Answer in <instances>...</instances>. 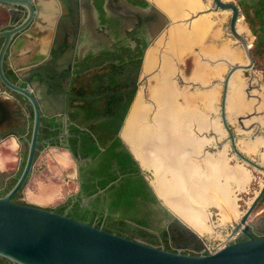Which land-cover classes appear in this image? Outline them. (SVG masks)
Listing matches in <instances>:
<instances>
[{
  "label": "flooded vegetation",
  "instance_id": "af4514ba",
  "mask_svg": "<svg viewBox=\"0 0 264 264\" xmlns=\"http://www.w3.org/2000/svg\"><path fill=\"white\" fill-rule=\"evenodd\" d=\"M19 1L27 7L0 1V195L24 169L34 118L33 101L10 89L2 73L20 87L33 73L32 88L51 116L42 117L33 170L14 199L36 203L20 197L49 167L72 186L63 199L45 206L71 198L67 209L78 202L77 215L88 209L85 219L104 225L107 216L124 219L122 211L109 214L114 195L106 188L87 194L86 187L116 173L113 191L129 183L136 188L141 210L133 212L168 240L169 249L208 253L211 246L247 238V232L264 236V66L253 50L256 38L249 41L247 26L255 32L240 1L221 0L242 10L236 20L241 38L232 32L233 9L216 0H187L192 8L179 19L185 28L174 31L188 33L167 38L177 16L159 0ZM27 16L32 20L18 31ZM167 84L179 112L177 136L166 132L162 142L169 148L162 153L145 147L148 161L141 164L120 131L137 104L144 106L145 120L139 123L146 129L164 122L158 116L167 106L159 89ZM196 118L199 126L192 121L186 127L184 120ZM144 171L155 182L160 176L180 187L186 182L187 189L208 183L214 194L198 201L208 211L183 201L174 212ZM235 223L241 226L233 231ZM129 225L130 230L118 225L111 231L132 235L136 224Z\"/></svg>",
  "mask_w": 264,
  "mask_h": 264
},
{
  "label": "water",
  "instance_id": "95a60500",
  "mask_svg": "<svg viewBox=\"0 0 264 264\" xmlns=\"http://www.w3.org/2000/svg\"><path fill=\"white\" fill-rule=\"evenodd\" d=\"M0 1L27 7L19 0ZM152 1L156 4L158 3L157 0ZM216 1L224 8L231 7L233 9L232 32L237 38H241V34L236 28V20L238 15L244 16V14L239 8L238 3L223 4L221 0ZM28 8H30V5ZM191 8V6H188L187 0H184L182 5L178 8L179 13L176 14L177 19L175 20V16L173 17L176 25L172 30H168L165 33L166 38L173 33H181L180 31H174V29L181 30L185 28L184 26H180L181 20L179 19L182 15L186 14L187 11H190ZM204 11L205 10L202 9L198 14H193L189 17V19L192 20L196 16L203 14ZM28 16L23 21L18 31L26 28L30 23L32 17L28 18ZM182 33L188 32L184 31ZM249 33L251 36L255 37L251 29H249ZM244 44L249 59L253 62L249 44ZM32 74L24 78L27 85L20 87L11 82L7 76L2 73V80L10 89L23 93L33 101L34 118L32 138L29 144V152L24 169L10 190L0 195V255L12 260L13 264H264V236L258 237L250 232H247L248 237L245 239L224 242L216 247L211 246V251L208 253H191L180 249H167L108 230L104 228L103 225L97 226L89 220H81L69 215L68 209L64 212H59L45 205L16 201L14 199L15 194L21 189L33 170L35 152L37 144L40 142L38 138L39 131L41 126L44 125L42 117L43 115L51 116L44 112L38 96L32 88ZM49 80L48 76L44 75V81L47 82V89L48 82L50 84ZM165 87H167V89L170 88L168 84L165 85ZM163 99L165 107L172 101L169 94L166 95L165 98L163 97ZM132 111L133 110L128 113L125 124L120 131V135L124 139L126 145L132 149V151H136L131 140L124 135V128L133 113ZM144 117L145 115L134 120V136H137L138 132L145 128L144 125L139 123L145 120ZM172 118L173 115L171 111L166 109L164 117H159V120H164V122L157 128H145L146 146L149 145L153 147L157 153H160L161 150L159 146H161V144L165 145L162 139L168 135L166 132H172L173 135L177 136L176 132L178 131V127L171 125L172 123L170 120H172ZM192 121L195 122V125L199 126L200 123L198 121H200V119H197V121L189 119L184 120V122H186V127H188ZM138 160L143 164L140 157ZM144 174L155 189L160 201L168 205L174 212L178 213V209L173 202L181 204L183 201L186 203H193V205L197 204L200 211L207 210L205 205L198 203V201L201 200L195 195V192L192 191V189H187L189 187L185 184L186 182L184 183L185 187L181 184V190L173 191L175 192L173 194L174 197L169 198L168 194L171 192L170 190L167 194L166 192L162 193L155 182L156 180L152 179L145 171ZM159 179L161 180L162 176H160L158 180ZM111 184L112 182L109 183L108 186ZM263 190L264 187L261 193ZM259 196L260 194L256 197L253 204L258 200ZM220 200L221 199H219V201ZM220 205L224 206L225 209L227 208L223 201H220ZM191 226L195 227L193 224H191ZM239 226H241L240 223H235L233 231Z\"/></svg>",
  "mask_w": 264,
  "mask_h": 264
},
{
  "label": "trees",
  "instance_id": "16d2710c",
  "mask_svg": "<svg viewBox=\"0 0 264 264\" xmlns=\"http://www.w3.org/2000/svg\"><path fill=\"white\" fill-rule=\"evenodd\" d=\"M243 7L247 15V20L249 21L250 25L253 28V31L257 35V40L255 41L254 44L255 52L257 51L259 53V56H261L262 62L264 63V0H256L255 2H251V3L245 2L243 3ZM118 163H123V161L120 159L118 160ZM122 171L123 173L127 172V168H122ZM126 175L127 174H123L122 179L126 178L127 177ZM118 176L120 175L113 173L108 177L101 178L99 184L95 183L90 186L88 185L86 187L87 194L93 193L99 188H106L105 191L109 192L111 195L112 194L114 195V199L112 200L108 210L109 214H111V212H114L115 210L122 211L124 219L121 220L109 219V216H107L103 227L108 230H112L111 227L120 225L121 228L130 230L129 224L133 222L134 224H136L135 225L136 228H134V230L131 229L130 232L132 233V235H129V237L169 249L167 246L168 240L164 238L159 239L158 236L151 230L153 229V226H151V224L146 219H144L143 217H139L138 215L135 214V212H133V209L141 210L140 206L138 205V200L134 198L136 197L137 194V192L135 191L136 188H134L133 185H131L130 183L124 188L121 187L118 191H113V188H115L117 185L116 183H113L107 187L109 182L115 180ZM11 184H14V182ZM12 186L13 185H11V187ZM133 194L135 195L133 196ZM20 195H21V190L17 192L16 196H20ZM15 200L19 202H25L23 200H17V199ZM70 202H71V198H68V200H66L65 202H62L58 204L56 207H52V208L55 209L56 211L64 212L67 209ZM78 208H79V204L78 202H76V204L73 207L68 208V214L75 218L78 217V219L86 220L85 218L88 214L87 211L89 210L86 209L85 213H83L82 215H77L75 212L78 210ZM103 216L104 214L102 213L100 215V218ZM90 222L95 223L97 226H101L100 222L97 223L93 221ZM120 222L121 224H118ZM118 233L123 234L120 231ZM0 264H13V262L9 258L0 255ZM15 264H20V263H15Z\"/></svg>",
  "mask_w": 264,
  "mask_h": 264
},
{
  "label": "bare ground",
  "instance_id": "6f19581e",
  "mask_svg": "<svg viewBox=\"0 0 264 264\" xmlns=\"http://www.w3.org/2000/svg\"><path fill=\"white\" fill-rule=\"evenodd\" d=\"M167 9L172 10L175 14L179 13V6L182 5V3L184 2V0H159ZM191 2H196V0H191ZM159 91L161 92V97L165 98L167 93L169 92V88L167 89V87L163 86L159 89ZM166 109L171 111V114L173 115L172 120H170V122L172 123L171 125L174 127H178L179 126V120H178V116H179V112L176 108V104L174 102V99L172 97V101L171 103H169V105L167 106V108H165L164 110H162L161 112H159V117L163 118L165 113H166ZM132 115L129 119V121L126 123V126L124 128V135L126 138L130 139L133 146L136 149V152L138 154V156L142 159L143 163L146 162L147 163V159L145 157V147H149V145L146 146V129H141L137 136L133 135V123L134 120L137 118H141L144 114V106H142V104H137L135 106V108L132 111ZM138 142H137V141ZM139 147H138V144ZM169 148L168 144H161V146H159L160 150L165 149V147ZM162 153V152H161ZM159 161V159H157ZM166 181V182H165ZM157 186L159 188V190L164 193L166 192V194L168 193L169 190H175L177 187L180 188L179 184L176 185L175 181H167V180H163L161 181L160 179L156 182ZM204 185V186H203ZM202 186H195V187H191L192 191L195 192V195L199 198V200H207L210 196H212L214 193L211 191V189H209V185L208 183L203 184ZM218 194V193H217ZM209 200V199H208ZM220 201H223L222 199ZM173 204L179 208V207H183L184 204H177L175 202H173ZM226 205V204H225ZM227 207V206H226ZM221 208L223 209L224 212L230 211V209L227 207L226 209L224 208V206H221Z\"/></svg>",
  "mask_w": 264,
  "mask_h": 264
},
{
  "label": "rangeland",
  "instance_id": "374dc122",
  "mask_svg": "<svg viewBox=\"0 0 264 264\" xmlns=\"http://www.w3.org/2000/svg\"><path fill=\"white\" fill-rule=\"evenodd\" d=\"M240 1L243 7V3L245 2H255L256 0H237ZM244 8V7H243ZM243 19L245 17H242ZM249 22V21H248ZM250 24V23H249ZM245 25L247 26L248 23L246 22ZM248 31L247 35L249 37V41L253 43L254 39L257 37L255 35L251 36L249 33V25L247 26ZM255 44V43H254ZM254 53L256 57L259 59V62L264 66V63L262 62L261 56H259V53L254 49ZM49 164H53L51 161ZM52 168V167H51ZM55 169H50L49 167L44 168L39 172V174L32 179L27 188L25 194H23L20 198H27L29 201L40 203L43 205H52L55 204L58 200H61L64 198V196L70 191L72 182H64V178L60 176V174H53ZM66 172L70 173L73 172L72 167H66ZM234 216V215H233Z\"/></svg>",
  "mask_w": 264,
  "mask_h": 264
},
{
  "label": "crops",
  "instance_id": "0c3cea01",
  "mask_svg": "<svg viewBox=\"0 0 264 264\" xmlns=\"http://www.w3.org/2000/svg\"><path fill=\"white\" fill-rule=\"evenodd\" d=\"M3 166V165H2Z\"/></svg>",
  "mask_w": 264,
  "mask_h": 264
}]
</instances>
